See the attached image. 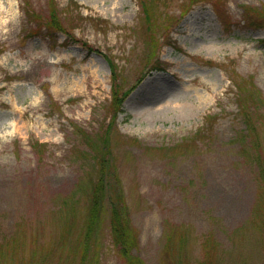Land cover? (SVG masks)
<instances>
[{
    "label": "rangeland",
    "instance_id": "obj_1",
    "mask_svg": "<svg viewBox=\"0 0 264 264\" xmlns=\"http://www.w3.org/2000/svg\"><path fill=\"white\" fill-rule=\"evenodd\" d=\"M263 5L0 0V264H264Z\"/></svg>",
    "mask_w": 264,
    "mask_h": 264
},
{
    "label": "trees",
    "instance_id": "obj_2",
    "mask_svg": "<svg viewBox=\"0 0 264 264\" xmlns=\"http://www.w3.org/2000/svg\"><path fill=\"white\" fill-rule=\"evenodd\" d=\"M145 18L148 22L154 18L153 6L143 2L142 4ZM46 20H50V15ZM264 27V24H260ZM113 64V63H112ZM234 82V81H233ZM239 89V103L242 107H247V101L244 98V94L250 92L248 82H234ZM120 96L117 90L113 92V102L111 106L117 107L118 110L125 97ZM243 96V99H242ZM108 201L110 207V231L111 238L114 246L118 249L121 258L125 264H146L145 261L137 254L139 250V238L134 228L130 226L129 221V210L125 203L124 196L121 192H118L117 196L107 198L106 191L102 181L96 183L93 195L90 201V221L88 225V233L92 230L95 222L97 221L98 215L100 214L102 205Z\"/></svg>",
    "mask_w": 264,
    "mask_h": 264
},
{
    "label": "bare ground",
    "instance_id": "obj_3",
    "mask_svg": "<svg viewBox=\"0 0 264 264\" xmlns=\"http://www.w3.org/2000/svg\"><path fill=\"white\" fill-rule=\"evenodd\" d=\"M145 90V84L138 87V89L133 92V94L125 101L124 106L128 107L131 103L135 102V99L141 95Z\"/></svg>",
    "mask_w": 264,
    "mask_h": 264
}]
</instances>
